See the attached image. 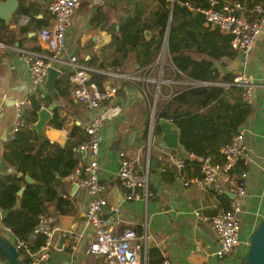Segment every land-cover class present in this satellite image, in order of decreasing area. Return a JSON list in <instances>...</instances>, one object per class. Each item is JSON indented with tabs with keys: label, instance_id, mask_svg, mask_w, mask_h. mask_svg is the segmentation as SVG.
<instances>
[{
	"label": "crops",
	"instance_id": "0c3cea01",
	"mask_svg": "<svg viewBox=\"0 0 264 264\" xmlns=\"http://www.w3.org/2000/svg\"><path fill=\"white\" fill-rule=\"evenodd\" d=\"M153 1L155 7L149 8L148 14L157 8V1ZM50 2L51 0H18V7L23 3L31 9V13L27 14L31 19L26 24L19 23L22 15L18 14V7L9 23L0 17V174L16 171V167L10 164L4 156L6 144L11 140L9 133L15 121V101L22 97L29 99L28 105L25 106V123L26 115L31 109V94L36 93L38 98L51 96L48 103L45 100L42 101V107L50 105L53 101L45 85V89L34 87L29 73V64L22 54L26 49L47 51L45 42L39 37V30L42 26L52 22ZM130 3L131 0H124L122 3L120 0H81L75 9L72 27L67 35L64 58L77 53L86 62L90 61L96 65L104 63L108 69L112 68L110 64L115 52L110 46L112 33L109 25L118 21L119 14H124ZM97 11H102L110 17L106 26L103 25V21L98 25L91 22L92 16ZM204 25L211 24L204 21ZM117 26L119 24H116ZM153 34V31L150 35L146 33L147 39H150ZM168 42L167 33L162 50L164 46H167L169 51ZM191 53L196 58H200V54L194 47ZM239 54L241 52L238 51V56L235 58L224 57L215 60L214 65L222 74L238 70V74L246 73L251 79L252 111L240 127L246 130V158H240L232 172L227 173L223 172L224 157L221 150L220 158L214 154H207L212 157L218 167L219 188L216 189L204 182L201 162L192 157L182 144L180 149L163 145L162 130L160 134L154 130L151 135L150 106L154 97L149 84L148 93L144 91V84L141 82L119 84L122 91L118 92L116 99L122 104L123 112L117 119L109 122L102 131L98 173L105 185L101 195L104 199V216L108 225L114 229L116 234H122L127 228L133 227L137 233L141 232V234L138 233L139 235L148 236V247L142 251L137 264H166V261L167 264H243L245 260L249 247V236L264 218V172L262 169L264 26L253 47L245 53V57H239ZM156 59L153 62H156ZM158 61L161 62V60ZM58 66L56 68L61 70V73L56 80L58 97L53 113L58 108L65 122L63 127H57L50 124V120L45 127V138L66 145L69 141L86 135L84 130L86 122L94 112L100 109H90L73 96V84L69 79L70 66L66 64ZM173 66L175 67L174 74L164 78L166 64L162 67L158 63V70L160 71V67L163 68L165 81L162 82L158 92V108L172 99L173 92L187 86L177 88L178 83L203 84V82L191 80L188 77V80L184 79L185 77H176L174 63ZM139 68L135 53H132L120 70L129 72ZM160 73L158 72V75ZM220 84L226 83L221 82ZM63 92L66 94H62ZM184 108H189V105H185ZM202 110L204 111V108ZM159 119H157L158 123ZM155 124L157 125V122ZM29 126L31 127L30 124ZM43 140L39 139V141ZM78 152L81 156L79 163L90 159L88 152L79 150ZM121 152H124L133 162L135 171L148 175L149 188L153 191V195L147 201L125 198L126 188L118 175ZM189 158L190 160L186 162ZM178 159L185 160L184 166L179 167L176 164ZM240 161L243 162L244 169L248 171L246 193L242 196L235 195L232 191L241 178L238 171ZM168 171L175 173L171 181L164 177ZM186 181H189V184L186 185ZM73 185L74 182L64 177L57 186L60 195L67 198L74 209L70 213L61 214L57 211L55 203L50 205L49 214L54 217V224L59 230L54 236V248L50 259L41 264H105L103 255L89 251L90 244L95 237L94 230L86 218L87 207L92 196L88 189L80 186L73 189ZM224 194L228 195L229 199ZM234 200H237L243 208L242 244L235 254L220 258L213 254L218 244L216 234L207 223L196 216L194 211L202 209L206 213L216 214L222 212L229 202L231 206ZM115 207H119V210L114 209ZM3 215L2 210L0 211V234L14 244L15 235L9 227L3 224ZM79 234H81L79 240L75 241L74 236ZM64 235L66 239L60 243ZM25 258L26 255L23 253L20 256V260H23L22 264H28L24 261ZM0 264H10V261L1 259Z\"/></svg>",
	"mask_w": 264,
	"mask_h": 264
},
{
	"label": "trees",
	"instance_id": "16d2710c",
	"mask_svg": "<svg viewBox=\"0 0 264 264\" xmlns=\"http://www.w3.org/2000/svg\"><path fill=\"white\" fill-rule=\"evenodd\" d=\"M156 1L157 8L148 14L147 0H131V8L128 6L124 14H119L118 21L109 25L112 33L110 46L115 52L110 65L112 69L119 70L130 54L135 53L136 63L140 68L146 67L155 61L168 33L169 53L176 66V77H188L203 84H188L186 88L173 92L172 99L157 109V117L176 124L180 131V142L190 154L210 153L219 157L221 147L231 141L252 111L251 103L243 99L244 87L234 83L238 70L222 74L214 65L215 60L238 56V51L231 45L232 36L221 31L218 26H205V16L184 4L188 1L194 8L207 7L210 5L209 0ZM241 1L248 7H252L255 2L264 3V0ZM17 12L20 15L30 14L31 9L21 3ZM109 19L106 13L97 11L91 22L98 25L103 21L106 26ZM116 24H119V29ZM148 30L154 33L150 39L146 36ZM193 47L200 58L192 55ZM87 62L108 69L104 63L96 65ZM92 79L102 87L108 76L95 72ZM57 84L59 87V80ZM119 91L122 89L119 88ZM50 97L46 95L38 98L36 93L31 94L32 104L26 115L25 126L16 133L14 139L7 142L4 152L6 160L16 167V171L0 174V208L4 212L2 222L14 233V245L23 240L28 242L27 246L32 250L43 242V236L32 239L40 214L49 213L52 203H55L61 214L74 209L70 201L60 195L57 186L79 164L81 156L78 154V144L85 138V135H81L66 145L48 138L39 141L36 131L29 124L37 120L42 101L48 103ZM185 105H189V108H184ZM64 122L65 118L56 108L50 124L63 127ZM155 131L161 133L158 121ZM189 160L186 159V162ZM242 164V161L238 164L240 174L245 170ZM174 174L168 171L164 177L171 181ZM27 175L34 178L35 182L28 181ZM224 195L229 199L228 195ZM229 207L230 202L224 210ZM18 252L19 257L24 253V261L29 262L27 248H18ZM0 258L9 261L1 249Z\"/></svg>",
	"mask_w": 264,
	"mask_h": 264
},
{
	"label": "built area",
	"instance_id": "2783aa9c",
	"mask_svg": "<svg viewBox=\"0 0 264 264\" xmlns=\"http://www.w3.org/2000/svg\"><path fill=\"white\" fill-rule=\"evenodd\" d=\"M80 1L51 0L49 10L52 22L42 26L39 30V37L45 42L47 51L26 49L22 54L24 60L29 64V73L34 87L45 89V81L51 67H59V64L69 65L71 69L69 79L73 84V96L90 109H100L94 112L86 122L84 126L85 138L78 144V150L88 152L90 159L87 162L79 163L65 178L88 189L92 196L87 207L86 218L94 230L95 237L90 244L89 251L103 255L105 264H137L140 261L142 251L148 247V236L139 235L133 227L127 228L122 234H116L104 216V199L101 192L105 189V185L100 180L98 173L102 131L109 122L117 119L123 112L122 104L116 99L120 88L119 84L141 82L144 84V91L148 93V84L156 83L159 92L162 82H165L162 68L165 60L163 58L161 62H153L146 67L123 72L120 69H99L81 59L77 53L64 58L67 35L72 27L74 12ZM209 1L210 5L207 7L194 8L188 1L184 4L202 13L207 23L218 26L225 33L230 34L233 49L243 53L249 52L264 26V3L255 2L252 7H248L241 0ZM30 19L29 15L23 14L19 23L26 24ZM226 58L230 59V57ZM157 63L162 65L159 71L161 73L158 77H154L153 72ZM95 72L108 76L102 87L96 80L92 79ZM234 83L244 87V99L250 103L252 101V89L249 75L239 73L235 77ZM152 94L154 98L151 102L153 109L150 125L151 135H153L155 122L158 119L156 112L158 108L157 90ZM28 103V97H22L15 101L16 116L9 133L11 139L15 138L16 133L25 123V106ZM220 150L224 157L223 172L230 173L240 158H246V130L240 128L231 141L223 145ZM191 155L201 162L204 182L209 187L219 188V171L212 157L210 155ZM176 164L182 167L185 160L178 159ZM262 169L264 172V152ZM118 175L126 188L124 194L126 199L147 201L153 195V191L149 188L148 175L135 171L133 162L127 158L124 152H121ZM247 176L248 171L244 170L236 187L232 189L235 195L242 196L246 193ZM185 184H189V181H186ZM114 209L119 210V207ZM0 211H2L1 208ZM194 212L198 218L211 227L218 238L217 248L213 252L215 256L223 258L237 252L242 244L243 213V208L237 200H234L228 209L216 214L206 213L202 209ZM58 230L59 228L54 224V217L49 213H42L39 215V221L32 234V239L43 236L42 244L37 249L32 250L27 246L28 242L20 240L15 246L17 249L27 248L28 264H41L50 259L54 248V236ZM80 236L81 234L75 235V241H78Z\"/></svg>",
	"mask_w": 264,
	"mask_h": 264
},
{
	"label": "water",
	"instance_id": "95a60500",
	"mask_svg": "<svg viewBox=\"0 0 264 264\" xmlns=\"http://www.w3.org/2000/svg\"><path fill=\"white\" fill-rule=\"evenodd\" d=\"M17 7L18 0H0V17L9 23L11 16L16 11ZM117 28H119V26H117ZM146 33L147 35H150L151 31L148 30ZM240 56L245 57V53L241 52V54H239V57ZM60 73L61 70L58 68H50L45 81V88L47 92L52 95L53 101L50 105L41 107L38 111V119L31 124V128L37 131L40 140L45 138V127L53 118V110L57 105L56 99L58 97V91L56 89V80ZM159 125L164 135V142H162V144L173 149H180L182 147L180 142V131L176 124L169 119L160 118ZM26 178L30 182L35 181L30 175H27ZM78 187L79 185L74 183L73 189H77ZM23 190L24 188L21 192ZM65 239L66 236H62L60 243H63ZM0 249L6 254L10 264H22L17 247L1 234ZM244 262L245 264H264V218L249 236V247Z\"/></svg>",
	"mask_w": 264,
	"mask_h": 264
},
{
	"label": "rangeland",
	"instance_id": "374dc122",
	"mask_svg": "<svg viewBox=\"0 0 264 264\" xmlns=\"http://www.w3.org/2000/svg\"><path fill=\"white\" fill-rule=\"evenodd\" d=\"M148 2H149V4H150V9H152V8H154L155 7V3H154V1L153 0H147ZM161 50H162V48H161ZM161 50H160V52L158 53V56H157V59H156V62H158V58L159 57H161V59H159V60H162L163 58H164V60H165V64H166V67H167V69H166V74H165V76H164V78H166V77H171L173 74H174V72H173V70L175 69V67L173 66V63H172V60H171V57H170V54H169V51H168V48H167V46H164L163 47V51H162V53H161ZM159 68H158V63H157V67L155 68V70H154V72H153V75H154V77H158V72H159V70H158ZM131 71V70H130ZM133 71V70H132ZM184 79H187L188 80V78L187 77H185ZM179 84V86H176L177 88L178 87H184L185 85H188V84H193L192 82H189V83H178ZM167 85H169V84H167ZM149 86H150V90L153 92V93H155V91L157 90V93H158V84H156V83H149ZM172 86H173V84H172ZM174 87V86H173ZM150 110H151V112H153V109H152V107L150 106ZM157 110V109H156ZM150 112V113H151ZM157 112V111H156ZM151 119V118H150ZM248 251V250H247Z\"/></svg>",
	"mask_w": 264,
	"mask_h": 264
}]
</instances>
